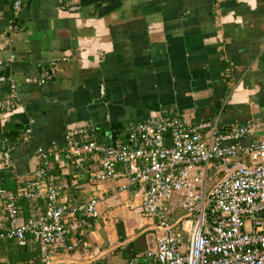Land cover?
I'll list each match as a JSON object with an SVG mask.
<instances>
[{"label":"crops","instance_id":"obj_1","mask_svg":"<svg viewBox=\"0 0 264 264\" xmlns=\"http://www.w3.org/2000/svg\"><path fill=\"white\" fill-rule=\"evenodd\" d=\"M0 64L19 91L14 107L0 106V150L11 149L17 189L39 167L40 150L71 182L76 170L63 151L79 128H94L112 144L121 138L115 124L125 134L130 122L167 115L186 124H260L243 146L264 137V0H26L18 12L13 0H0ZM10 89L8 79L0 81V102ZM12 122L22 141L7 146ZM98 168L88 156L68 191L74 201L87 199L88 175ZM3 170L0 163L1 182ZM119 182L108 184L99 220L87 218L92 228L71 231L73 247L51 253L54 264H127L155 246L142 214L137 226L126 225L124 207L138 202L141 213V196L114 194ZM31 202L38 201H18L25 220L36 211Z\"/></svg>","mask_w":264,"mask_h":264},{"label":"built area","instance_id":"obj_2","mask_svg":"<svg viewBox=\"0 0 264 264\" xmlns=\"http://www.w3.org/2000/svg\"><path fill=\"white\" fill-rule=\"evenodd\" d=\"M25 1L13 0L14 11ZM3 68L0 64V81L8 79L11 88L0 102L5 109L16 105L19 91ZM260 127L253 122L221 125L217 118L186 124L178 116L158 115L130 122L125 136L112 145L97 141L94 128L71 131L63 151L76 170L71 182L55 174L52 154L44 150L39 151V167L16 191L3 187L0 177V240L37 243L45 264H53L52 249L72 248L68 234L92 228L87 218L99 220L108 184L123 181L114 194L133 188L141 196L146 225L161 230L143 260L127 264H264V137L247 146L240 143ZM77 134L87 139L78 142ZM88 156L97 158L99 168L88 175L87 199L76 202L68 191L78 184ZM231 158L236 160L228 163ZM215 161L223 163L225 174L209 189V165ZM0 163L10 168V148L2 147ZM22 198L38 201L27 220L20 216Z\"/></svg>","mask_w":264,"mask_h":264},{"label":"trees","instance_id":"obj_3","mask_svg":"<svg viewBox=\"0 0 264 264\" xmlns=\"http://www.w3.org/2000/svg\"><path fill=\"white\" fill-rule=\"evenodd\" d=\"M123 129L124 126L115 124L113 126L114 137H124L125 135L123 134ZM94 132L96 134L94 133L93 137L97 141L105 144L106 142L104 134L99 132L100 136L98 137L97 131L94 130ZM5 136L7 139V146H13L22 141V137L16 129V124L14 122L6 125ZM117 141L113 142L112 144L116 143ZM9 169L10 168H7V170H3V180L1 182V185L7 189L16 191L17 183L14 182L12 178L13 174ZM31 204L36 206V202H31L28 204V207ZM59 248L60 247H57L55 248V250L52 249V252H55ZM0 264H45V261L38 244L29 243L26 245H20L16 240H0Z\"/></svg>","mask_w":264,"mask_h":264},{"label":"rangeland","instance_id":"obj_4","mask_svg":"<svg viewBox=\"0 0 264 264\" xmlns=\"http://www.w3.org/2000/svg\"><path fill=\"white\" fill-rule=\"evenodd\" d=\"M236 158H231L228 160V163L229 162H233L235 161ZM225 174V170H224V165L221 161H215V162H212L210 165H209V178H208V188L210 189L220 178H222V176ZM122 182L120 181L119 182V185H121ZM125 193V194H124ZM124 195V196H123ZM128 194L126 192H123L122 193V199H127L126 196ZM124 210H125V216L124 218H127L126 220V225L128 226H137L136 224L137 223H141L142 220H141V213H140V204L138 202H133V204L131 206H125L124 207ZM120 213V217H123V212H119ZM185 212L184 211H181L178 213V216L179 215H183ZM129 219H131L129 221ZM146 226V225H145ZM161 230L160 229H150V230H147L146 233L144 234V236L147 238V239H150L152 238L153 241L156 240V237L161 233L160 232Z\"/></svg>","mask_w":264,"mask_h":264},{"label":"water","instance_id":"obj_5","mask_svg":"<svg viewBox=\"0 0 264 264\" xmlns=\"http://www.w3.org/2000/svg\"><path fill=\"white\" fill-rule=\"evenodd\" d=\"M80 138H81L80 136H76V141L79 142ZM166 140H167L168 143H170L171 142V137L170 136H167L166 137ZM130 190L133 191V188H131ZM255 215L256 216H261V215H263V213H256ZM22 223H23L22 220H19V224H22ZM151 228H152V226L151 227H147V228H145L143 230V232H146L147 230H150Z\"/></svg>","mask_w":264,"mask_h":264}]
</instances>
